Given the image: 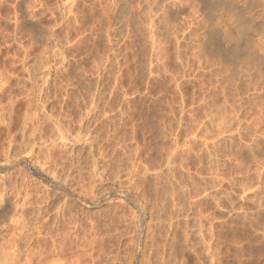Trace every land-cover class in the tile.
Returning <instances> with one entry per match:
<instances>
[{
	"label": "rangeland",
	"instance_id": "rangeland-1",
	"mask_svg": "<svg viewBox=\"0 0 264 264\" xmlns=\"http://www.w3.org/2000/svg\"><path fill=\"white\" fill-rule=\"evenodd\" d=\"M181 2L0 0V212L86 264H264V71L197 70Z\"/></svg>",
	"mask_w": 264,
	"mask_h": 264
},
{
	"label": "bare ground",
	"instance_id": "bare-ground-1",
	"mask_svg": "<svg viewBox=\"0 0 264 264\" xmlns=\"http://www.w3.org/2000/svg\"><path fill=\"white\" fill-rule=\"evenodd\" d=\"M181 1L183 16L186 14L182 21V54L185 59L191 53L199 59L198 64L195 63L197 70L226 67L235 71H264V41L253 36L256 31L264 35V0H197L193 6L187 0ZM230 14L236 18V23L229 22ZM190 16L194 22L191 29L187 20ZM215 55L229 58L225 61L223 57L225 62H212ZM2 211L0 264L87 263L84 237L75 236L78 246L76 251L72 250L75 234L67 227L66 217ZM54 223L64 225L63 230L53 228Z\"/></svg>",
	"mask_w": 264,
	"mask_h": 264
}]
</instances>
